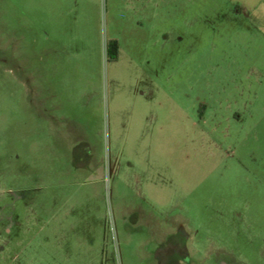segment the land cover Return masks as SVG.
<instances>
[{"label":"rangeland","instance_id":"rangeland-1","mask_svg":"<svg viewBox=\"0 0 264 264\" xmlns=\"http://www.w3.org/2000/svg\"><path fill=\"white\" fill-rule=\"evenodd\" d=\"M250 1L0 0V264L45 256L33 225L64 195L100 216L111 264H264Z\"/></svg>","mask_w":264,"mask_h":264},{"label":"crops","instance_id":"crops-1","mask_svg":"<svg viewBox=\"0 0 264 264\" xmlns=\"http://www.w3.org/2000/svg\"><path fill=\"white\" fill-rule=\"evenodd\" d=\"M161 1L164 2V0ZM248 5H252L253 10H257L262 6L264 11V0H252L248 2ZM245 9V5L236 7L239 13ZM67 196L64 195V198H62V209L47 206L45 209L46 220L44 226L33 225V228L36 227L37 229L35 231L37 234L32 236L31 242H36L37 247H42L45 256L26 258L25 264H57L54 260V253L56 255L60 253V264H111L103 238V227L100 216L96 215L94 210L75 208L73 206L74 203L70 202L71 197ZM58 197L57 194H52V198L48 199L47 205H50V203L56 205ZM174 227L170 230V233L174 232ZM32 231L34 232V230ZM2 232L5 235L11 231L3 227ZM162 237V240L157 241L154 254L155 261H157L161 250L165 251L167 233L164 230ZM20 242L16 241L15 245H20ZM4 244H8L5 237ZM175 247L176 242L173 244V248ZM173 256H175L174 260L163 261L162 264H182V259L185 261L187 257Z\"/></svg>","mask_w":264,"mask_h":264},{"label":"trees","instance_id":"trees-1","mask_svg":"<svg viewBox=\"0 0 264 264\" xmlns=\"http://www.w3.org/2000/svg\"><path fill=\"white\" fill-rule=\"evenodd\" d=\"M111 44H114V43H110V47H112V45ZM114 48H116V44H114V46H113Z\"/></svg>","mask_w":264,"mask_h":264}]
</instances>
